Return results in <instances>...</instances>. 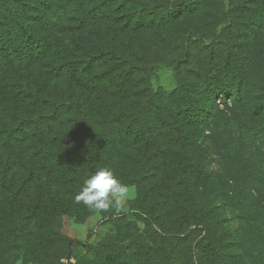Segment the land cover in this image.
Listing matches in <instances>:
<instances>
[{
    "label": "trees",
    "instance_id": "1",
    "mask_svg": "<svg viewBox=\"0 0 264 264\" xmlns=\"http://www.w3.org/2000/svg\"><path fill=\"white\" fill-rule=\"evenodd\" d=\"M220 1L0 0V264H61L101 167L138 198L90 264H264V84L214 54Z\"/></svg>",
    "mask_w": 264,
    "mask_h": 264
},
{
    "label": "rangeland",
    "instance_id": "2",
    "mask_svg": "<svg viewBox=\"0 0 264 264\" xmlns=\"http://www.w3.org/2000/svg\"><path fill=\"white\" fill-rule=\"evenodd\" d=\"M240 2H246V7L244 8V6L235 4L237 0H221L218 3L216 11L209 10L207 8L208 6H205L201 17L203 22L201 23V28L204 32L210 33V23L212 22L213 15H215L217 22L214 26L217 29L216 32L214 31V33L212 32L210 34L216 35V38L222 44H214L212 48L214 54H217L220 58L219 63H221V60L225 58L221 50L225 46L228 47L226 48L228 49L230 58L228 57L226 59L230 60V66H233V69L229 68L226 76L228 79L238 78L239 84L240 75L245 70L247 77H249V82L256 80L255 82L258 81L260 83L259 85H261L264 84V0H245L244 2L240 0ZM231 27L233 28V32L229 36H226L232 29ZM240 30H242L241 33ZM210 44L211 42L207 41L204 46H208L207 48H209L211 46ZM174 70L175 68L171 66L156 70L154 78L152 79V87L154 90L162 89L172 92L176 88ZM218 74L219 81L213 83V86H219L222 80H224L223 67H219ZM254 96L256 98L261 97L258 91H255ZM254 151H257L256 148H253ZM212 166H215V164H212ZM130 187L134 192V196L116 208L117 215L128 213L133 206V202L138 198V187L135 185ZM109 219V217L104 218L100 213H96L82 223H77L66 217H61L56 220L58 232L64 234L70 241L68 253L71 248L70 259L62 258L61 264H90L94 262L98 247L108 242L113 235L116 236V229L107 223ZM132 219L137 228H143L137 216L132 217ZM48 248L50 252L56 250V248ZM48 259L50 261V258ZM15 264L30 263L21 259Z\"/></svg>",
    "mask_w": 264,
    "mask_h": 264
},
{
    "label": "clouds",
    "instance_id": "3",
    "mask_svg": "<svg viewBox=\"0 0 264 264\" xmlns=\"http://www.w3.org/2000/svg\"><path fill=\"white\" fill-rule=\"evenodd\" d=\"M134 196L132 188L123 183L107 167H101L84 180L83 187L75 197V203L83 204L96 213L108 212L118 208L123 202Z\"/></svg>",
    "mask_w": 264,
    "mask_h": 264
},
{
    "label": "water",
    "instance_id": "4",
    "mask_svg": "<svg viewBox=\"0 0 264 264\" xmlns=\"http://www.w3.org/2000/svg\"><path fill=\"white\" fill-rule=\"evenodd\" d=\"M70 256H71V248H70V250H69V253H68V256H67V260L70 259Z\"/></svg>",
    "mask_w": 264,
    "mask_h": 264
}]
</instances>
